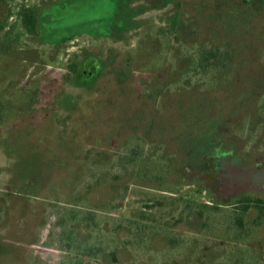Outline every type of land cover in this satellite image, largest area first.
<instances>
[{
	"label": "rangeland",
	"instance_id": "obj_1",
	"mask_svg": "<svg viewBox=\"0 0 264 264\" xmlns=\"http://www.w3.org/2000/svg\"><path fill=\"white\" fill-rule=\"evenodd\" d=\"M0 106V264H264V0H0Z\"/></svg>",
	"mask_w": 264,
	"mask_h": 264
},
{
	"label": "trees",
	"instance_id": "obj_2",
	"mask_svg": "<svg viewBox=\"0 0 264 264\" xmlns=\"http://www.w3.org/2000/svg\"><path fill=\"white\" fill-rule=\"evenodd\" d=\"M2 1H6V0H2ZM19 16L23 28L30 35L38 36L43 31V28H41V24L39 21V15L35 7L23 5L19 10ZM226 56L227 53L220 52V48H212V49L210 48L204 54H202L201 60H205L206 67H210V66H215L219 61H222L223 58L225 59ZM0 111H2L1 106H0ZM2 114L3 112H0V118ZM241 202H242L240 206L241 212H246L250 207V205L254 204V206L259 211V216L256 220H259L260 218L264 217V204H262L263 201L261 199L254 198L252 196H246L242 198ZM200 214H202V212H200ZM236 223L243 224V219L241 216L238 215L236 217Z\"/></svg>",
	"mask_w": 264,
	"mask_h": 264
}]
</instances>
